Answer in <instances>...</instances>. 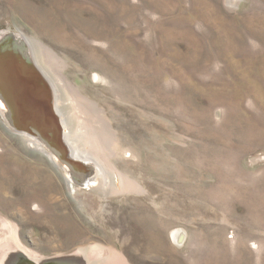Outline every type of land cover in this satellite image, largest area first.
Here are the masks:
<instances>
[{"label": "rangeland", "instance_id": "1", "mask_svg": "<svg viewBox=\"0 0 264 264\" xmlns=\"http://www.w3.org/2000/svg\"><path fill=\"white\" fill-rule=\"evenodd\" d=\"M0 106V264H264V0H0Z\"/></svg>", "mask_w": 264, "mask_h": 264}, {"label": "bare ground", "instance_id": "2", "mask_svg": "<svg viewBox=\"0 0 264 264\" xmlns=\"http://www.w3.org/2000/svg\"><path fill=\"white\" fill-rule=\"evenodd\" d=\"M2 102V101H1ZM0 109H5V108H2L1 106H0ZM1 111V110H0ZM38 143V142H37ZM47 151V150H46ZM52 156V155H51ZM75 180V179H74ZM8 235V234H7ZM9 240V242H7V243H9V247L11 248H13L12 250H4L1 254H4V257H3V262H4V264H16V258L13 256V252H17V248H16V246H14L15 245V242L13 243V240H12V238L10 237V239H8ZM7 240V241H8ZM9 251V252H8ZM20 253V252H19ZM25 258V257H24ZM27 258V260L28 261H31V260H29L28 259V257H26Z\"/></svg>", "mask_w": 264, "mask_h": 264}]
</instances>
